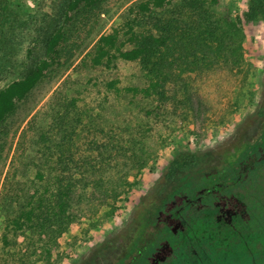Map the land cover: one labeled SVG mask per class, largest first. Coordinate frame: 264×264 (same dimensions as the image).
<instances>
[{
  "label": "rangeland",
  "instance_id": "obj_1",
  "mask_svg": "<svg viewBox=\"0 0 264 264\" xmlns=\"http://www.w3.org/2000/svg\"><path fill=\"white\" fill-rule=\"evenodd\" d=\"M146 1L0 0V90L23 79L33 60L51 63L0 126V264L117 262L130 240L110 236L128 223L176 155L250 139L262 126L264 23L241 25L235 53L217 49L219 44L202 58L176 51L170 80L178 85L168 87L165 103L128 90L146 83L141 63L120 57V50L134 47L130 36L191 21L188 0L150 13L141 11ZM249 1L208 6L223 27L220 35ZM104 36L108 55L94 67L91 55ZM182 83L189 94L178 92ZM68 139L76 145L68 177L77 183L70 223L61 233L50 221L40 225L23 217L38 207L35 197L54 199L56 163L70 157L61 146ZM108 237L112 244L100 249Z\"/></svg>",
  "mask_w": 264,
  "mask_h": 264
},
{
  "label": "trees",
  "instance_id": "obj_2",
  "mask_svg": "<svg viewBox=\"0 0 264 264\" xmlns=\"http://www.w3.org/2000/svg\"><path fill=\"white\" fill-rule=\"evenodd\" d=\"M188 1L192 9L189 23L174 20L156 32L134 33L129 38L134 47L119 51L126 61L140 62L146 78L144 86L129 88L130 92L167 102L168 87L178 85L170 80L176 51L180 56L202 58L212 56L216 51H207L219 44L217 49L235 53L238 48L233 43L241 25L264 23V0H250L243 16L220 35L217 31L223 32V27L216 24L208 7L220 0ZM171 2L147 0L140 7L150 13ZM184 15L179 13V17ZM106 41L105 36L99 40L91 55L92 66L103 65L108 55ZM48 50L50 57L54 49ZM50 64L47 59L33 60L23 79L0 90V126L15 114L17 102L27 98ZM178 92L189 94L187 84L182 83ZM61 146L62 153L70 157H60L56 163L60 173L54 199L46 194L35 197L32 205L38 207L33 206L23 218L33 220V216L40 225L50 221L62 233L70 223L71 191L77 181L68 177L75 164L76 145L68 139ZM88 167L84 162L82 168ZM55 208L58 213L51 212ZM110 237L130 240L126 254L113 264H264V122L250 139L176 155L154 188L140 198L128 223ZM110 237L100 249L112 244Z\"/></svg>",
  "mask_w": 264,
  "mask_h": 264
}]
</instances>
